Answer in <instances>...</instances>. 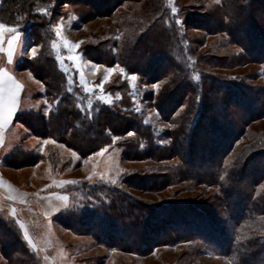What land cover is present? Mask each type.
Listing matches in <instances>:
<instances>
[{"label":"rangeland","instance_id":"374dc122","mask_svg":"<svg viewBox=\"0 0 264 264\" xmlns=\"http://www.w3.org/2000/svg\"><path fill=\"white\" fill-rule=\"evenodd\" d=\"M66 1L31 0L29 15L26 16L24 10H16L14 14V22L25 31H21V41L13 43V50L17 53L13 64L0 52V67L6 66L17 71L21 78L23 92L18 111L32 108L48 114L50 100L39 94L44 90L43 83L27 70V65L25 70L15 69L16 64L18 68L25 63L24 60L34 58L31 53L33 47L37 49L36 58L41 52L42 44L48 43L57 56L61 57L60 68L67 78L73 82V77H76L78 87L81 86L83 92L85 90L80 84V75L84 76L89 91L86 93L88 99L82 103L88 108L95 103L122 112L124 128L119 135L109 134L106 144L96 151L80 157L64 144L52 143L51 139H38L19 122H15L8 134L9 142L19 145L22 150L40 153L41 159L35 165L7 167L12 169L7 174L20 186H29L28 188L35 190H42L52 179L77 181L70 190L71 195L77 194L79 200V189L85 183L104 186L114 197H127V202L134 207L131 214L118 210L129 216L128 234L124 232L126 245L119 243L117 245L122 248L117 249L104 243L105 238L98 229L97 221L86 222L81 218L84 211H98L100 214L101 207L110 208L108 201H101V205L95 202L96 207L84 203L77 205L84 208V211L79 209L68 215L64 214L65 216L60 217L62 221L43 219L38 215L34 204L30 203L22 210L21 220L24 224L12 218L13 222L7 220L10 224L6 219L0 220V264H26L25 257L29 254L38 264H231L227 257L211 251L216 249L217 242L210 241L197 231H189L188 225L183 221L169 217L167 221H175L174 226L162 221L164 223H160L156 229L151 228V224H154L155 221L152 220L155 217L158 218L169 210L167 206L176 204L180 209L183 201L187 200L200 209L202 207L205 215L207 213L215 218L213 221L218 226V235L216 232L210 234L215 235L217 241L221 232L228 236L235 232L238 221L235 213L241 204L240 192L247 197L245 205L254 202L257 208H264L263 203L253 200L259 197L264 201V180L257 189L253 187L254 181H260L264 176V143H260L264 142V114L258 117L259 111H264V59L251 60L254 56H259L254 53H250L249 58L245 59L239 46V42L248 39L244 19L248 15L247 8L244 9L247 0H219L218 3L217 0H160L152 17L147 19L152 23L151 31L162 29L167 36L169 34L165 26L168 23L183 24L179 31L180 38L178 37L181 39L182 49H178V52L171 51L174 55L170 61L162 57L161 60L155 59L157 63H152L148 59L139 61L140 59L135 58L131 63L146 65L147 71L140 75L126 71L120 73L118 68L115 72L108 73L107 69L115 68L117 64L98 62L96 58L93 59L92 52L101 47L112 46L113 35L119 37L116 41H122L123 35L127 34L132 40L133 28L130 30L129 27L134 24L131 17L135 10L141 9L142 2ZM250 3V13L259 20L264 32V0H251ZM132 5L136 9H132ZM173 6L178 12L171 10ZM162 8L166 12H161ZM0 15L6 16V13ZM29 16L31 20H28ZM215 17L220 19V23L215 21ZM25 22L31 24L26 25ZM56 25L60 26L59 37L55 31ZM46 35H50L52 39L47 41ZM64 40L79 46L69 52L64 46ZM121 45L116 48H121ZM261 45L260 53L264 52V41ZM68 55L77 56V60L68 61ZM228 59L234 60L232 63H224ZM191 67L194 69L192 73L183 76V70L187 72ZM132 75L137 77L135 81L130 79ZM197 75L199 79L195 78ZM105 76L109 77L107 81L104 80ZM155 78L160 79L154 81ZM166 81H171L170 84L176 81L178 84L172 88L174 95L160 110L155 106V99ZM102 82L103 89L98 87ZM226 82L230 83V87L244 92L232 99L227 96L226 99ZM201 92L208 101L213 98L221 101L226 99L224 103L227 109L223 107L224 111H220L221 106L219 111H215V107L207 109L209 107L205 105L207 107L197 120V130L193 132L192 119L199 109L198 103L203 99ZM101 96H104L103 100L100 99ZM122 97L128 101V110L122 111L117 104ZM177 99L179 100L176 101ZM207 100L202 103H208ZM219 107L217 104V108ZM233 130L237 132L238 138H232ZM190 131L195 136L193 134L189 139L187 133ZM142 134L148 140L136 143L135 140ZM46 140L49 143L45 144ZM189 142H192L191 145ZM225 144H228L226 148ZM106 146L110 147L102 155H94ZM188 149H194L189 155L190 159L186 154ZM248 152L255 154L249 161L245 160ZM241 153L243 156H238ZM233 160L237 161L235 168L243 164L244 171L238 174L240 180L232 197L224 196L223 187L221 189L217 185L195 182L197 178L200 181L209 180L210 177L216 179L217 171L225 173L228 169L233 173ZM194 172L196 176L192 174ZM242 176L245 178H241ZM121 192H125L126 197ZM152 205H156L155 214V209L150 210ZM172 211L179 212V215H195L192 209ZM112 213L117 217L121 216L117 212ZM194 218L198 222L205 221L201 214ZM133 222L137 225L132 224ZM252 222L244 223L248 224L244 227V224L241 227L239 225L238 229L241 230L242 238L250 237V252L258 253L247 254L254 257L256 264H264V214ZM116 226L121 227L119 223ZM127 245L134 250L124 249ZM145 247L148 249L145 250ZM136 249H139L138 252ZM247 264H252L251 260Z\"/></svg>","mask_w":264,"mask_h":264},{"label":"trees","instance_id":"16d2710c","mask_svg":"<svg viewBox=\"0 0 264 264\" xmlns=\"http://www.w3.org/2000/svg\"><path fill=\"white\" fill-rule=\"evenodd\" d=\"M30 1L31 0H0V14L4 12L6 13V16H8L6 17L0 15V22L4 23L8 27L17 29V31L19 32L25 31L20 28L21 25L14 22L13 18H14V14L16 13V10H24L26 16L29 15V13L31 12L29 8V6H31ZM103 1L104 0H101L99 2L101 3ZM140 1L142 2L141 9L135 10L136 12L131 17L133 18V24H134L131 27H129L130 30L131 28H133L131 30L133 35L132 40H130V38L127 37L128 35L127 34V35H123L122 41L121 40L116 41L117 37L116 35H113L114 40L112 39V46L110 45L109 47H107L108 49L105 47L103 48L101 47L97 50L95 49L92 52L93 59L96 58L97 60H99L98 62H101L103 64L105 63L117 64L120 67H123L127 73L140 75L143 74V71L144 72L147 71V69H145L146 65L143 66V64L140 63H131L135 61V58L140 59L139 61L141 60L144 61L145 59H148L149 61H153L152 63L154 62L157 63L155 59L161 60L162 57L170 61L171 57L174 55L171 53V51L178 52L180 49H182L181 41H180L181 39L179 40L178 37L180 38L179 31L181 30V26H183V24L177 25L174 22L173 25L172 23H168L167 26H165L166 27L165 29L169 34L167 36L165 35L162 29L161 30L158 29L152 32L151 31L152 23H149L147 19L152 17L153 11H155V9H157L160 4V0H133L132 2H140ZM250 1L251 0H247L246 4L244 5V9L247 8V14H248L244 16L245 26L247 24L246 32H248V39L244 40V42H239V46L241 47L243 55L246 57L245 59L249 58L248 56L250 55V53H254L259 56H257V58H255L256 56H254V58H252L251 60L255 59L256 61L258 58L260 60H263L264 52L260 53L259 51H261L260 48H262L261 42L264 41L263 40L264 32L261 30V26L259 25L260 24L259 20L256 18L254 14L250 13V7H249L251 5ZM66 2H71V0H67ZM96 4H98V2H96ZM132 9H136V7L133 6ZM163 11L166 12L164 8L161 9V12ZM30 17L31 16H29L28 20H31ZM161 18L163 17L161 16ZM216 20H218V23H220L219 21L220 19L215 17V21ZM28 24L30 25L31 23L27 22L26 25ZM245 26L243 29H245ZM49 36L48 35L45 36L47 41L52 39ZM166 41L169 42V45H167ZM119 45H121V48H116ZM57 57L58 56L55 53L54 48L48 43L46 44L43 43L41 46V52L39 53L38 57L36 58L34 57L33 59L31 58L29 60L27 59L24 60L25 63H23L22 66L18 67L19 69L17 68V64H16L15 69L17 70H25L27 69L26 68L27 65L29 68L27 70L30 71L31 74L37 80L43 83L44 90L39 94L41 95L42 98L43 97L49 98L51 106L47 115L43 113V111L41 110H33L32 108H29L24 111H18L17 114L15 115L14 120L15 122H19L21 125H23L29 132H31V134H33L38 139H42V140L51 139L52 141H55V143L57 144H64L70 149L76 151L80 155V157H84L85 154L92 153L93 151L99 149L102 145H105L107 142L106 137H108L109 134H118V135L120 134V131L124 128V122L122 118L123 116L121 117L122 112L119 113V111L114 109L113 107L104 106L95 103H92L93 105L91 108L85 106L84 102L82 103V101H85L86 98L88 99L87 97L88 94L86 95L87 92H83V90H81V86L78 87L76 77H73L72 79L73 82L69 78H67L64 71L60 68L61 64L60 61L57 60ZM232 60L228 59L227 61H224V63L226 64L232 63ZM109 64L106 65L110 66ZM192 67L189 70H187V72L183 70L182 73L183 76L186 73L191 74L192 70H194L192 69ZM158 79L160 78H155L154 81ZM170 82L168 83L166 81L164 86H162V88L160 89V93L158 94L157 98L155 99V103H156L155 106L156 108L159 107L160 110L164 108L165 102L168 101L172 95H174L172 92V88L176 87L178 84L176 81L173 84H170ZM69 84H70L69 87H71L72 89L71 91H68ZM233 84L238 85L237 83H233ZM226 85L224 88L225 89L224 94L226 93V99L227 96L230 97V99H232L236 95H240L244 92L242 90L240 91L230 87V83L228 84V82H226ZM176 89H178V87ZM201 96L203 99L198 103L199 109L196 112L194 118L192 119L193 121L191 126L193 132L197 130L195 129V127L198 124L197 120L199 119L200 116H202L203 109H205L207 106L209 107L207 109H211V106H213L215 107V111L216 109L217 111H219L222 106L221 108L222 110L220 111H224L223 107L225 108L224 102H226V99H224V101L222 99L221 101L216 98H213L208 101L203 92H201ZM178 100L179 99H177L176 101ZM204 100H207L208 103L203 104L202 101ZM117 104L120 108H122V111L128 110V101L126 100V98L123 97L120 98ZM217 104L220 105L219 108H217ZM258 114H259L258 117H260L264 114V111H259ZM193 132L190 131L187 133L189 139L190 137L193 136L194 134ZM236 134L237 132L234 131L231 134L232 138H238ZM141 140L147 141L148 137L146 138L142 134L139 135V137L135 141H137L136 143L139 144ZM191 143L192 142H189V145H191ZM260 143H264V142L261 141ZM227 145L228 144H225L224 147L226 148ZM193 151L194 149L193 150L188 149L186 151V154L188 155L189 159H190L189 155ZM241 155L243 156L242 153L240 155L238 154V156ZM254 155H252L251 152H248L247 156H245V160L249 161L250 159H252ZM40 159H41L40 153L35 151H28L24 149L22 150L21 147H19V145H15L10 152H8L7 154L1 157V163L3 166L16 168V167H23V165H35L40 161ZM236 163H237L236 160H233L232 165L230 163L231 167L233 168V173L231 171H228V169H226L225 173H222L221 171L220 172L217 171L216 179H211L210 177L209 180L202 179V181H200V179L197 178L195 179V182H203L204 184L217 185L221 189L223 187L224 196L227 198H229V196L232 197V195L236 193L234 191L236 190L235 186L240 180L238 174L244 171L243 164H242L243 167L237 166L238 168L236 169L235 168L237 165ZM192 174L196 176L195 172ZM221 176L224 177L223 180L220 179ZM241 178H245V176H242ZM262 180H264V176H262L260 181H256V182L254 181L253 187L257 189L259 185H261ZM228 186H231V188H229ZM71 187L72 184L69 183L65 188V190L70 194L69 206L63 212L54 216V219L62 221L60 220L62 219L60 217L65 216L64 214L68 215L73 211L79 209H81L80 211H84V208L82 209V207L77 206L82 203H84V205L88 204L96 207V204H94L95 202H99L100 203L99 205H101V201L104 202L108 201V206H110V208L101 207L99 211L100 214H98V211L97 213H94V211L90 213L84 211L85 214L82 215L81 218L83 220H86V222L97 221L96 223L98 229L102 231L101 233L103 234V238H105L104 240L105 242L104 241L102 242L110 244L117 249L122 248L117 244L126 243L125 241L127 239L124 237L125 235L124 232L128 234L127 231L129 229L127 227H129L128 224L129 216L128 215L125 216L123 215V213H119L118 210L126 211L130 213L134 208L132 206L133 204L127 202L128 198L126 197L125 192H121L122 196L126 197L122 199L120 198V196L114 197L110 195L111 192L108 191L104 186H99L96 183L94 184L85 183L79 189V195H80V200H79L77 199V194L74 196L71 195V190H70ZM239 196H240L241 204H240V208L237 209L235 213L237 215L236 219H238V221H236L235 232H233L232 235L229 234L228 236L224 232L220 231L221 235L219 236L217 241H216V236L210 234L216 232V234L218 235V231H219L218 226L215 225V222L213 221L215 220V218L207 213L205 215L203 211L204 209L201 206L200 209L193 202L190 201L187 202V200L183 201L184 203L181 206L182 209L181 208L179 209L178 205L176 204L167 206L169 210L167 211L166 210L167 208L165 207L166 208L165 210L167 212L163 213L162 216H159L158 218L155 217L152 220V222L155 221L154 224H151L150 220L149 221L147 220V222L151 224V228L155 227L156 229L157 227L160 226V223H164V222L165 223L168 222L167 224L174 226L175 221L174 222L167 221V219L169 220V217L178 219L179 222L183 221L186 225H188L187 228L189 229V231L191 230L197 231L201 235L209 238L210 241L217 242L218 246H216V249L215 248L211 249V251L212 252L214 251L217 254L227 257L228 260L231 262V264H247L248 260H251L252 264H256L254 257L252 255L250 256V254L247 253L249 252L251 254L254 253L257 255L258 253L254 251L250 252L251 249H249V245H248L250 244L249 242H251L250 237L242 238L240 235L241 230L240 228L238 229V226L240 225L241 227L242 224L248 222L249 224H252L253 220H258V218L262 214H264V208L262 209H260L259 207L257 208L254 202L253 203L250 202L248 205H245V200L247 199L246 195L240 192ZM253 200L258 203L264 204V201L259 197H256ZM122 204H126V206L123 207L121 206ZM152 208L155 209L153 210L154 212L152 211L155 214L157 212L156 205H152L150 207V210ZM173 209L184 210V211H188L192 209L195 212L194 213L195 215L193 217L189 216L188 213L187 215L185 214L179 215V212L177 213L176 211H172ZM112 211L117 212L121 216L120 217L115 216V214L112 213ZM200 214L204 217L206 222L201 220L198 222L194 218ZM187 217H190V219H186ZM125 218H127V221H125L126 220ZM163 218H165L166 220H164ZM3 219H6L5 221L9 224L10 221L7 220L12 221L11 218L4 216L3 213L0 212V220ZM116 223H119L121 227H117ZM132 224L137 225L135 222H133ZM246 225L248 224H244L243 227ZM115 237H120V238L117 239ZM19 242L21 243V241ZM244 243L246 245H243ZM148 247H145L144 249L146 250L148 249ZM124 249H127L129 251L134 250L128 245L127 248ZM136 250H137L136 252H138L139 249ZM257 255L255 256L257 257ZM30 257H31L30 254L27 255V257H25L27 260L26 264H38L34 262Z\"/></svg>","mask_w":264,"mask_h":264},{"label":"crops","instance_id":"0c3cea01","mask_svg":"<svg viewBox=\"0 0 264 264\" xmlns=\"http://www.w3.org/2000/svg\"><path fill=\"white\" fill-rule=\"evenodd\" d=\"M18 33L19 40L14 41L17 44L22 38V33L19 31ZM13 35H15V33H10L6 29L0 33V52L1 55L5 54L7 59L9 48L8 41L12 39ZM16 55V50H13L12 61L10 64H13ZM0 68L6 69L7 73L21 85V90L18 93V106L15 109L14 114L10 117V122L5 123L3 127L0 128V212L15 219V221L23 223L21 220L23 216L22 210L25 209L28 204L33 203L39 216L43 219H53L54 216L63 212L69 206L70 194L65 190L68 183H60L61 181L59 179H57L58 181L52 179L42 190L28 188L29 186L23 187L15 182L11 175L7 174V172L12 169H7L6 166L1 164V157L10 152L15 146L9 142L8 134L10 129L15 125V115L21 106L23 85L17 71L10 70L6 66Z\"/></svg>","mask_w":264,"mask_h":264},{"label":"snow or ice","instance_id":"6c2138e0","mask_svg":"<svg viewBox=\"0 0 264 264\" xmlns=\"http://www.w3.org/2000/svg\"><path fill=\"white\" fill-rule=\"evenodd\" d=\"M218 2H219V0H217V3ZM171 10L174 13L178 12V9H176L174 6L172 7ZM40 11L46 12V10H40ZM176 22L180 23V21H178V20ZM54 27H55L56 35L59 37L61 34L60 26L56 25ZM6 28L8 29V31L10 33H15V35L12 36V39L8 41V44H9L8 58H9V62H11L12 56H13V42L19 40V33L15 28H8L7 25L0 22V33H2ZM63 43L69 52H71L75 48H78V46H79L78 44H73L68 40H64ZM53 46L55 47V44ZM31 53H32V56L35 57L37 54V49L35 47H33L31 49ZM66 59L68 61H76L77 56L68 55L66 57ZM57 60H61V57L58 56ZM117 68L119 69L120 73H124L125 69L123 67H120L119 65H116L115 68H108L107 72L113 73L116 71ZM195 78L199 79V76L197 75ZM108 79H109L108 76L104 77L105 81H107ZM130 79L135 81L137 79V77L135 75H132L130 77ZM80 84L82 86H84L85 92L89 91L88 87L86 86L84 76L82 74L80 75ZM98 87L103 89V82L100 85H98ZM155 87L158 88L159 85H155ZM20 90H21V85L19 83H17L15 81V79L7 73L6 69L0 68V128H2L5 123L10 122V117L14 114L15 109L18 106V93L20 92ZM71 90H72L71 88L68 89V91H71ZM100 99L103 100L104 96H101ZM51 142L55 143V141H51ZM47 143H49V141L46 140L45 144H47ZM107 147H110V146H106L105 148H101L100 151L94 153V155H102L105 151H107ZM73 155L75 156L76 154L73 153ZM89 159H91V157H89ZM89 179H91V177H89ZM220 179L223 180L224 177L221 176ZM112 182L115 183V180H113ZM60 183L75 184V183H77V181H61ZM21 227H23V226L21 225Z\"/></svg>","mask_w":264,"mask_h":264}]
</instances>
